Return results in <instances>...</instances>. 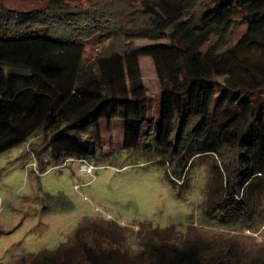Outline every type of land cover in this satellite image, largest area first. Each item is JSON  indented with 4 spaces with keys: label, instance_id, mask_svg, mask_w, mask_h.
Returning <instances> with one entry per match:
<instances>
[{
    "label": "trees",
    "instance_id": "trees-1",
    "mask_svg": "<svg viewBox=\"0 0 264 264\" xmlns=\"http://www.w3.org/2000/svg\"><path fill=\"white\" fill-rule=\"evenodd\" d=\"M236 23L244 30L224 47ZM97 37L112 40L87 58ZM140 37L153 42H131ZM142 55L160 83L157 116ZM103 120L109 132L122 120L123 147L160 157L173 177L195 155H215L222 191L208 214L249 212L254 188L264 193V0H47L27 11L0 3V153L30 143L39 173L69 158L99 160ZM78 238L79 263L56 250L17 264H230L197 239L146 241L134 261L87 228Z\"/></svg>",
    "mask_w": 264,
    "mask_h": 264
},
{
    "label": "rangeland",
    "instance_id": "rangeland-1",
    "mask_svg": "<svg viewBox=\"0 0 264 264\" xmlns=\"http://www.w3.org/2000/svg\"><path fill=\"white\" fill-rule=\"evenodd\" d=\"M66 1L88 7L95 0ZM0 3L27 11L44 8L47 0ZM131 13L127 11L123 18L132 21ZM243 30V24L236 23L224 47ZM111 40H90L84 55L91 58ZM131 42L153 40L140 37ZM139 65L152 97L151 113L157 116L160 83L153 60L142 55ZM101 124L106 154L89 161L94 166L90 173L80 170L81 161L76 158L39 173L27 142L0 153V264L30 262L56 250L79 263L81 228L90 230L102 243L119 245L134 261L146 241L180 244L197 239L204 243L207 253L229 254L230 264L250 260L264 264L263 191L254 188L249 212L211 216L207 212L210 202L222 191V177L212 165L217 161L215 155H195L183 175L173 177L160 157L123 147L122 120H114L112 132L105 120Z\"/></svg>",
    "mask_w": 264,
    "mask_h": 264
},
{
    "label": "built area",
    "instance_id": "built-area-1",
    "mask_svg": "<svg viewBox=\"0 0 264 264\" xmlns=\"http://www.w3.org/2000/svg\"><path fill=\"white\" fill-rule=\"evenodd\" d=\"M29 145V143L27 142V146ZM81 161V164H80V170L82 172H88L90 173L93 169V165L91 162H89L88 160H85V159H79ZM33 164L35 165V161H33Z\"/></svg>",
    "mask_w": 264,
    "mask_h": 264
}]
</instances>
